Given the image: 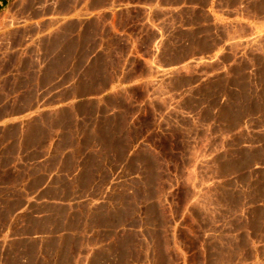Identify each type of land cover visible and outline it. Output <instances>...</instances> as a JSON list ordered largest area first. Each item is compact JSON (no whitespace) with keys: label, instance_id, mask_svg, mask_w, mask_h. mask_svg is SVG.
Listing matches in <instances>:
<instances>
[{"label":"rangeland","instance_id":"obj_1","mask_svg":"<svg viewBox=\"0 0 264 264\" xmlns=\"http://www.w3.org/2000/svg\"><path fill=\"white\" fill-rule=\"evenodd\" d=\"M0 264H264V0H8Z\"/></svg>","mask_w":264,"mask_h":264},{"label":"crops","instance_id":"obj_2","mask_svg":"<svg viewBox=\"0 0 264 264\" xmlns=\"http://www.w3.org/2000/svg\"><path fill=\"white\" fill-rule=\"evenodd\" d=\"M8 0H0V10H3L7 6Z\"/></svg>","mask_w":264,"mask_h":264}]
</instances>
